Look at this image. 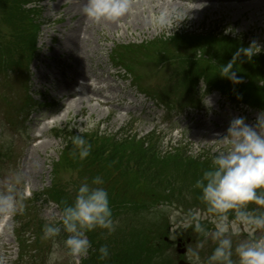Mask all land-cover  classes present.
<instances>
[{
  "label": "clouds",
  "instance_id": "clouds-1",
  "mask_svg": "<svg viewBox=\"0 0 264 264\" xmlns=\"http://www.w3.org/2000/svg\"><path fill=\"white\" fill-rule=\"evenodd\" d=\"M132 9L133 0H86L83 13L97 24L117 23ZM187 18L188 14H183L182 9H163L154 17L153 24L161 30L171 31ZM229 33L237 34L232 27L225 29L224 34ZM254 45L255 42L238 48L233 59L221 66L219 74L235 84L241 83L235 63L242 55L250 60L256 54L252 51ZM220 140L228 142L229 147L212 155L210 166L195 182V187L200 190L199 199L206 206V216L202 217L199 210H189L184 226L193 228L205 239L211 237L216 244L207 264H264V236L254 235L264 232V212L249 210L251 204L264 207V119L260 118L253 127L244 118H235L227 129V135ZM73 144L79 150L81 160L89 156L91 145L82 135H75ZM103 184L104 180L99 175L92 179L91 185L82 183L74 203L63 207L59 224L46 222L43 225L42 239L50 240L52 244L45 264H59L64 258L61 252L70 256L73 264H80V258H86L92 249L87 233L102 229L111 235L116 231L119 220L114 217L109 193ZM29 195L24 172L12 170L0 189V215L22 214L24 199ZM174 208V204L161 202L151 211L157 215L167 214L174 222ZM148 218L153 217L149 215ZM204 218L213 225L211 230L202 223ZM242 231L248 233V238L234 247L233 237L240 236ZM62 232L67 234L66 237L61 235ZM203 246L202 242H197L198 249ZM98 252L100 260L111 255L106 244L100 246ZM190 252L189 264H202L199 252ZM0 264H6L2 257Z\"/></svg>",
  "mask_w": 264,
  "mask_h": 264
},
{
  "label": "rangeland",
  "instance_id": "rangeland-1",
  "mask_svg": "<svg viewBox=\"0 0 264 264\" xmlns=\"http://www.w3.org/2000/svg\"><path fill=\"white\" fill-rule=\"evenodd\" d=\"M34 1L32 4H36V9L38 11L36 21L41 26V31L38 35V42L39 46L41 47V53H44L47 50L49 53L55 45H58V41L60 39L61 33H63V29H66L65 24H67V17L65 16V12L63 11L64 8H67V1H59V0H32ZM179 3L182 2L187 6H183V14L188 8H192L193 11H188V18L181 22L178 28L171 29V31L164 29H155L154 24H151L154 17L158 14V12H152L150 9L153 5H157L158 2L152 0H133V4H136L132 9L131 13L124 17V20L120 22L119 28H108L109 32H106V41L102 48L98 51L101 55V59L99 64H102L103 61L108 65L111 61V53L116 45L121 44H128V43H140L142 41H149L152 40L160 35H167L172 34L179 28L189 27L192 30H199L202 29H213V28H229L232 27L236 30L237 34H245L248 37V40L255 42L256 46L259 48H263L264 46V6H260L262 1L255 0L254 4L251 8H248L243 1L245 0H210L206 1L210 4L203 6L202 8H198L200 4V0H177ZM248 1V0H247ZM69 9V8H68ZM139 13L142 15V19L144 24L141 26H137L135 28V24L132 21V13ZM185 14V15H187ZM61 20H58L60 19ZM128 21L130 23H125ZM106 23V22H105ZM146 26L145 28H143ZM48 34V36H47ZM55 34V37L54 35ZM56 36L59 38L56 40ZM168 36V35H167ZM99 37L100 42L101 39L104 37L100 31L97 32L95 38ZM53 42V43H52ZM43 43V45H42ZM93 45L95 46L94 40ZM49 47V50L46 49ZM98 53H94L95 55ZM98 55L95 56L93 59L96 61ZM41 59V57H40ZM38 59L36 63V68L34 72L38 71L42 66V61ZM48 71H52L49 69V66H46ZM53 72V71H52ZM125 73V70L121 71ZM140 74H143L140 70H138ZM128 81L121 80L119 77L117 79V84L121 87V93L126 95L128 101H135V103L140 104L142 107H145V110L152 112L155 117L157 118L159 125H155V122L148 121L144 115H140V111H136L137 116L136 118H132L133 114L126 115L125 118H118L117 121L116 115L117 112L109 113L107 108L101 107L100 109L91 108V110H98L94 111L91 118L89 120L82 122L80 119L83 115H88L89 112V105L87 107H82L77 109H73L71 113L68 115V118L65 119L63 122L56 121L53 125L54 129H65L68 131H72L74 133H83L95 129H99L101 131H108V132H115L119 131L122 132L123 129H127L132 131V133H138L140 136H145L151 131H155L156 136H160L164 138V141L161 145L162 150H170L173 147H180L186 146L192 154H198L203 151L209 152L210 155H213L218 150H224L229 147L228 142H222L220 139H208L204 135H198V132L195 133V126L198 125L197 119H192V116L196 114V111L187 110L186 112L175 114L170 113L171 118L167 119V115L165 116V110L153 103L152 101L146 100L143 95L137 94L134 88H130V90L125 89V85H129L131 81L130 77H127ZM154 79V78H153ZM155 80V79H154ZM34 81V76L30 80V90L33 94L35 100L39 103H43V105L39 104L35 108H33L30 116L28 117L26 123L28 125V129L24 135L22 134H15L12 132L13 128H10L6 124V130L1 132V125H0V146L1 145H8L11 150L14 151L15 159L13 162L9 164L11 167L9 171L6 172L4 177L0 178V183L6 179L9 173L14 170H22L25 174V178L27 181V191L28 192H40L50 186L51 179H52V164L55 160H57L58 155L62 150V144L60 140H56L53 138V133L55 130H51L49 128L46 132H44L43 137L37 143L46 140L49 141L53 145L49 146L46 150L44 148H40L38 151V156L35 155L37 166L33 170V174L29 175L28 172H25L24 169V158L25 155L28 154L32 148L30 147L31 143L28 142L27 135L29 133V129L32 133L40 134V124L36 119L47 117L53 118V120L58 119L59 115L63 112L64 107L58 102V96H54L52 94V90L47 89V91H42L48 86L43 85L39 88L40 91H34L32 87V83ZM146 82H153L151 79H146ZM214 95V94H213ZM213 95H210L205 98L207 101V106L214 107L211 103L213 102ZM218 97L220 94H216ZM19 101V100H17ZM54 102L55 104H51ZM94 102H92L93 104ZM225 106V109L227 108ZM206 107V106H205ZM85 110V111H84ZM123 114L126 112L123 111ZM229 112V111H228ZM228 112H224L223 114H219L216 117L226 116ZM202 113V112H199ZM208 112V119L211 115ZM252 115H257L258 118H264V112H257L253 111ZM168 114V113H167ZM203 114V113H202ZM248 113L245 114V118H250L251 116L247 117ZM197 118V116H195ZM165 118V119H164ZM215 118V116H214ZM47 120H45L47 123ZM163 119L165 121H163ZM207 119V118H206ZM205 120V119H203ZM213 124L212 130L220 127V125L216 124L214 126V121L211 122ZM222 124L227 123L222 122ZM194 132V133H193ZM35 153V152H34ZM33 153V154H34ZM8 166V163H5V167ZM39 170V173H37ZM37 173V174H36ZM175 205L174 212H175V220L170 221L168 215L166 214V218L161 221L160 218L159 222L155 225L151 226L149 235L152 236L153 230L156 232V228L159 229L160 223L170 224L169 230L171 235L169 234V238L173 239L174 234L177 230L184 227L186 220L188 219L187 213L189 210H199L201 212L202 217L206 216V210L203 211L199 207H192L189 210L185 208H181V202H177L173 200ZM180 206V207H179ZM43 213L40 215L44 217L47 221H51L57 215L52 213L54 208H50L49 205L42 206ZM162 214H160L161 216ZM2 215H0L1 219ZM204 221L211 224L208 219L204 218ZM212 225V224H211ZM157 226V227H156ZM14 228V221L10 219L8 227L0 232L2 237L0 238V257L6 260V264H18L19 260V248L18 243L15 239V234L13 232ZM212 228L210 227V230ZM243 232V231H242ZM240 236L233 237L234 247L237 243H239L243 239H247L243 234ZM264 236V232H259L258 235ZM203 243V248H197V242ZM10 243V244H6ZM6 246L3 248V245ZM48 245L44 246V250L40 254L32 253L33 257L35 258L34 261L36 264H45L48 254L51 251V247ZM216 244L212 241L211 238L209 239H200L197 238L194 243L192 242L190 245L187 246V253L188 258L191 254L190 250H196L199 252L201 257L202 264H207L208 257L212 254ZM61 255L64 257L59 264H68V258L65 252H61ZM177 257L176 252V245L169 242V247L167 248V253L164 255L163 262L174 263L176 261L175 257ZM28 257H26L27 259ZM25 259V258H24ZM25 259V260H26ZM234 259L236 257L234 256ZM81 260V258H80Z\"/></svg>",
  "mask_w": 264,
  "mask_h": 264
},
{
  "label": "bare ground",
  "instance_id": "bare-ground-1",
  "mask_svg": "<svg viewBox=\"0 0 264 264\" xmlns=\"http://www.w3.org/2000/svg\"><path fill=\"white\" fill-rule=\"evenodd\" d=\"M76 1V6H79L81 9H83V6L86 2V0H73ZM155 1V0H153ZM200 4L198 5V8H202L203 6L206 8V6L210 3L206 1L210 0H200ZM262 1L260 6H264V0H259ZM157 5H153L150 9L152 12H160L163 9H182L183 8V3H178L177 0H173L172 3L169 2L168 0H159L157 1ZM244 4L248 6V8H251L253 6V2L250 0H245L243 1ZM136 4H133V8ZM188 11H193V9L188 8L184 12L185 14L188 13ZM71 12V11H67ZM127 17V16H126ZM142 15L139 13H132V21L135 24V28L139 25H143V19ZM72 18V17H71ZM70 18V20H71ZM84 18H81L79 21H76L74 25H72L69 29V32L65 35V38L60 42V47L57 49V53L60 55L66 54L64 57V60L68 62V69L67 70H62L61 68V73L58 76H54V79L60 84V86L69 89L67 92L68 100H64V103H66V106L68 108H74V107H83L85 99H88L90 101L91 99L93 100L92 97L90 96H83V91H88L90 92L93 96L96 97V100L98 101V106L95 107V109H100L101 107H106V106H114L118 105L120 107L123 106V103L125 101V97H122L119 100V103H116L117 98L119 97L118 94L113 95V96H108L106 94V89L105 87L101 86L100 84L104 81L103 78H98L99 74H96L94 70L91 68V60L89 56V50L88 45H89V39H90V25L89 24H82L81 22L83 21ZM89 22H93L89 18H87ZM124 20L122 18L119 22L117 23H108V22H101L99 23V28L100 27H105L106 29L108 28H119L120 22ZM128 21H125L127 23ZM130 23V22H128ZM61 49H63L61 51ZM72 66V68H69ZM105 71V70H104ZM91 77H96V86L94 88H91V86L88 83H82L84 80H88ZM80 86L81 90H77L76 86ZM89 108H92V105H89ZM124 110V109H123ZM89 117H85L84 121H87ZM44 120L40 119L39 123H42ZM225 130L226 127H222L217 129L219 135H211L205 133V131L202 128L197 127L195 129V133L198 132V135H204L206 138L210 139L214 136V139L224 136L225 135ZM31 140H34L35 142L37 141V136L36 135H31ZM44 146H46L45 142H42ZM34 147H38V144L34 145ZM26 160H29L28 158Z\"/></svg>",
  "mask_w": 264,
  "mask_h": 264
},
{
  "label": "trees",
  "instance_id": "trees-1",
  "mask_svg": "<svg viewBox=\"0 0 264 264\" xmlns=\"http://www.w3.org/2000/svg\"><path fill=\"white\" fill-rule=\"evenodd\" d=\"M214 41L220 45V46H224V47H228L231 43V41H234L230 38H222V39H214ZM236 43L235 44H232V46L230 48H227V51H230V52H235L238 48H240V45H242L239 41H235ZM243 42V41H242ZM244 42H243V46L244 47ZM253 59L250 60L249 62H245L242 67L247 69V70H250L251 73H255L254 76L256 75H259L260 74H263L264 75V56L262 58H260L261 60H258V58L256 56H253L252 57ZM250 88H255V87H250ZM262 93V90H258L257 93L254 94L255 96V100H259V97L258 94H261ZM263 93H264V90H263ZM257 104H262L264 102H255ZM210 166V161H205L202 163V166L201 168L202 169H206Z\"/></svg>",
  "mask_w": 264,
  "mask_h": 264
},
{
  "label": "water",
  "instance_id": "water-1",
  "mask_svg": "<svg viewBox=\"0 0 264 264\" xmlns=\"http://www.w3.org/2000/svg\"><path fill=\"white\" fill-rule=\"evenodd\" d=\"M180 264H186V263H184V262H180Z\"/></svg>",
  "mask_w": 264,
  "mask_h": 264
}]
</instances>
